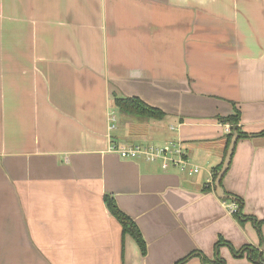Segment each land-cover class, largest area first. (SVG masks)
<instances>
[{
  "label": "crops",
  "instance_id": "obj_1",
  "mask_svg": "<svg viewBox=\"0 0 264 264\" xmlns=\"http://www.w3.org/2000/svg\"><path fill=\"white\" fill-rule=\"evenodd\" d=\"M114 96L166 115L121 117ZM234 107L252 135L220 185L241 221L213 178ZM262 130L264 0H0V264H264ZM173 139L198 173L112 148Z\"/></svg>",
  "mask_w": 264,
  "mask_h": 264
},
{
  "label": "trees",
  "instance_id": "obj_2",
  "mask_svg": "<svg viewBox=\"0 0 264 264\" xmlns=\"http://www.w3.org/2000/svg\"><path fill=\"white\" fill-rule=\"evenodd\" d=\"M113 107L121 115V117L133 116V117H137L143 120H150V119L160 120L164 118V116L166 115L165 112L162 111L161 109L145 103L142 99H140L137 96H127V97L114 96ZM233 109H234V112L232 114L218 118L221 122L228 123L230 125L231 131L227 136L226 148L228 146V143L230 141V138L233 132H237L238 138L247 137V136L252 135V134L247 135L241 131L238 125L239 118H240L239 109L236 107H234ZM263 134H264V130L258 132L256 135H263ZM219 169H220V166L218 170ZM216 174L217 172L213 175V178L216 177ZM103 198H104V202L109 212L120 223L121 228H122V234H129L135 240L136 244L138 245L140 249V252L142 254H145L146 244H145V241L136 223L118 208L112 196L104 195ZM224 200H231V201L237 202L238 209L233 215H235L238 220L241 221L244 219H250V217H245L241 215L240 213V208L242 206V200L240 198L236 196H227L226 198H224ZM248 248L250 250L247 251ZM246 251L248 252V254L251 255V258L253 260L257 261L258 259V262L263 261L262 255L258 256V251L252 247L243 248L240 251L234 252V254L242 255V253ZM182 261L184 260H181L180 262ZM202 261L205 264H224V261L221 258H219V256L217 255L211 259H208L202 255ZM177 264H179V262Z\"/></svg>",
  "mask_w": 264,
  "mask_h": 264
},
{
  "label": "built area",
  "instance_id": "obj_3",
  "mask_svg": "<svg viewBox=\"0 0 264 264\" xmlns=\"http://www.w3.org/2000/svg\"><path fill=\"white\" fill-rule=\"evenodd\" d=\"M109 120L112 122L110 127L113 128V123L116 120L113 112L110 113ZM112 148L124 159H143L149 162H156L163 171L175 169L188 176L200 171L199 166L187 156L180 139L168 140L162 144L136 143L126 147ZM209 181H211L210 178ZM226 204L230 214H234L237 211V202L230 201Z\"/></svg>",
  "mask_w": 264,
  "mask_h": 264
},
{
  "label": "water",
  "instance_id": "obj_4",
  "mask_svg": "<svg viewBox=\"0 0 264 264\" xmlns=\"http://www.w3.org/2000/svg\"><path fill=\"white\" fill-rule=\"evenodd\" d=\"M237 137H238L237 132H233V134L230 138L229 144L227 146L226 154H225L224 159L222 161L221 167L218 170L216 177H215V181H214L217 194H218V196H220L222 198H225L226 195L223 192V189L220 185V182H221V179H222L224 173L226 172V170L228 168Z\"/></svg>",
  "mask_w": 264,
  "mask_h": 264
},
{
  "label": "rangeland",
  "instance_id": "obj_5",
  "mask_svg": "<svg viewBox=\"0 0 264 264\" xmlns=\"http://www.w3.org/2000/svg\"><path fill=\"white\" fill-rule=\"evenodd\" d=\"M113 113H115V114H116V111H114ZM115 114H114V115H115ZM115 122H116V121H115Z\"/></svg>",
  "mask_w": 264,
  "mask_h": 264
}]
</instances>
